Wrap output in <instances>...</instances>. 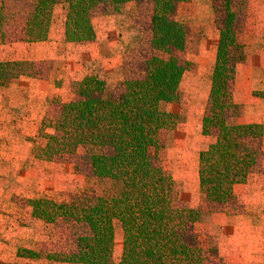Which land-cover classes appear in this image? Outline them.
<instances>
[{
  "label": "trees",
  "instance_id": "16d2710c",
  "mask_svg": "<svg viewBox=\"0 0 264 264\" xmlns=\"http://www.w3.org/2000/svg\"><path fill=\"white\" fill-rule=\"evenodd\" d=\"M0 0V37L6 34L8 13ZM68 12L64 40L68 43L95 39L94 13L101 6L111 13L127 2L143 0H65ZM151 50L139 64V74L109 88L97 75H87L84 99L60 104L42 118L31 157L53 162L74 155L79 146L93 148L89 164L93 177L107 185L100 195L84 190L70 201L57 203L40 196L28 200L32 216L46 225L63 224L72 231L69 252L17 248L16 258L45 259L67 264H109L114 244L113 222L122 230L118 264H230L215 247L203 248L195 226L207 214L226 210L233 187L245 183L263 157V129L256 124H239L241 108L227 98L234 81L236 61L232 56L244 14L241 0H212L219 45L213 68L209 112L201 120V132L214 141L199 153V193L196 208L179 197L169 174L156 163L155 152L162 138L176 129L180 117L162 111V103L179 99L178 89L186 66L176 52L185 49L187 30L173 15L177 5L190 0H152ZM57 0H34L31 18L25 22V42L48 38ZM240 25V27H239ZM157 54H155V53ZM32 62H0V86L20 76L33 77ZM54 118L51 119V117ZM53 125L51 131L48 127Z\"/></svg>",
  "mask_w": 264,
  "mask_h": 264
},
{
  "label": "crops",
  "instance_id": "0c3cea01",
  "mask_svg": "<svg viewBox=\"0 0 264 264\" xmlns=\"http://www.w3.org/2000/svg\"><path fill=\"white\" fill-rule=\"evenodd\" d=\"M242 2L245 46L243 58L236 61L227 101L241 108L236 123L260 125L264 134V0ZM197 3L205 5L206 11L197 16L203 28L192 57L196 69L193 77L196 87L190 90L193 108H189L179 139L170 147L185 172L182 177L193 180L187 195L189 204L186 203L190 208H196L201 199L199 153L212 143L201 132V120L210 96L219 45V30L210 1L197 0ZM131 4L134 3L125 6ZM119 19L100 18L94 26L95 40L83 46H73L64 40V35L55 37L51 32L42 42L0 44V62H32L36 68L33 77L22 75L0 86V264H13L16 248L12 245L34 227L44 226L32 216L30 205L25 203L23 208L16 205L17 199L27 201L37 197L38 190L31 183H41L44 166L32 159L31 150L34 144L41 143L36 139L41 120L53 101L67 103L73 99L74 86L86 89L82 81L95 69L94 62L99 64L97 75L102 80L110 69L114 71L122 65L128 46L121 43L112 46L108 39L112 23L120 27ZM42 64L45 72L39 73ZM172 159L174 156L168 157L167 162ZM256 167L245 183L233 187L231 202L237 210L212 214L204 231L212 236L219 254L232 264H264V135L263 157Z\"/></svg>",
  "mask_w": 264,
  "mask_h": 264
},
{
  "label": "rangeland",
  "instance_id": "374dc122",
  "mask_svg": "<svg viewBox=\"0 0 264 264\" xmlns=\"http://www.w3.org/2000/svg\"><path fill=\"white\" fill-rule=\"evenodd\" d=\"M209 1L210 5H212V0ZM33 2L34 0H8L5 2L6 13H8L9 20L6 25L7 28L5 36L3 38L0 37V44H3L5 41L8 43L25 41L24 25L25 22L31 18ZM152 2V0H143L139 3L127 2L123 5L121 11L118 13H111L108 8L101 6L99 10L94 13V16L92 18L93 28L100 20V18H110L111 20L112 18L116 19L117 17H120V27L118 28L116 22H113L111 25V29L109 30L108 39L112 46H116L117 43L125 44V46H128L124 52L125 59L122 62V65L119 68H115L114 71L110 69V72L105 75L104 81L106 82L108 87L112 88L113 90H115L118 82L126 79H133L134 77H136L139 74V64H141V62L149 57V55H151L153 52L151 50L150 43L152 36L150 27V19L153 7ZM128 3L134 4L125 6ZM238 7L244 14L242 0L240 1ZM211 9L213 11V8ZM205 11V5H203L202 3H197V0H190L186 3L178 4L177 9L173 15V18L176 21L182 23L187 30L185 49L181 52H176L175 54L178 57L181 65L186 66V71L184 72L179 85L178 101L174 103H162L160 108L162 111L178 115L180 117V122L178 123L174 131L170 132L168 135L162 138L163 146L155 152L156 163L160 165L164 172L169 174L170 177L172 176L171 178L175 183L176 189L178 190L180 200L185 205L186 203H188L187 195L190 192L189 188L193 185V180L190 179V181H188L182 177L181 174L185 172L183 171L178 158H176V155H174L173 152H170V147L174 145L176 141L175 139H177L178 135L182 132V125L186 122L189 108H193L192 106L190 107V90L196 87V83L193 78L194 74L196 73V69L192 57L196 52V45L200 40L203 28V24L197 19V16L200 13H204ZM67 12L68 3L65 0H57V3L55 4L53 9L51 25L48 34H50L51 32V35L55 37L64 35ZM119 30L122 31V34H118ZM242 30L243 27H241L239 30L236 46L232 50L231 58L234 61H238L239 59L243 58L245 36ZM93 41L71 44H73V46H83L82 44L85 45L86 43H92ZM63 45L65 46L64 43ZM58 46H60V44H58ZM93 65L95 66V69H92V73H90V75H97V73L100 71L98 69L99 64L97 62H94ZM40 72H45V66L43 64L40 65L39 73ZM72 90L74 91L75 95L73 96V99L71 101L84 99L88 94L87 87L85 89L82 86H74ZM60 104H63V102L53 101L50 104L49 108V111H51L50 114L52 113V111H56ZM208 112L209 102H206L204 108V116L207 115ZM50 117L51 119L54 118V116L53 118L52 116ZM52 126L53 125L50 124V126L48 127V131L52 130ZM36 139H39V142H41L38 143V145H43L45 143V140L40 137L38 138L36 136ZM206 140L213 142V135L206 136ZM206 143L207 141L204 144ZM35 145L36 144H34L33 147ZM92 151L93 148L91 147L79 146L77 152L74 155L67 156L63 159H58L53 162L37 161L41 162L44 168L40 175L41 183H36V185L34 184V182L31 183V187L35 188V190H38L37 197L32 200H35L42 196L47 200H52L57 203H64L70 201L72 196L82 194L84 190H92V194L100 195L105 189L107 182L105 180L97 179L92 175L89 164V156ZM170 156H174V159H172V162L168 163V157L170 158ZM259 165H261V163H259ZM257 169L258 168L256 167L255 171ZM28 200L20 201L19 199H17L16 205L23 208L25 206V203L28 204ZM201 201L202 197L196 207L200 205ZM226 210L228 211V213H230L232 211H236L237 208L234 207L233 202H230ZM212 214L214 213L207 214L205 218L195 226L196 233L203 248L205 249L214 247V240L212 236L204 234V231L206 230V224ZM113 228L114 244L111 250L109 264H118L121 258L123 236L118 221L113 222ZM72 240V231L69 227L64 225V223L55 225H46L44 223V226L42 228L34 227L28 235H22L21 239L15 245H12V247L16 248V252L17 248L20 247L37 251L43 256V254L48 252H69L72 247ZM13 264L67 263L50 262L46 261L43 258L35 260H24L16 258L15 260H13Z\"/></svg>",
  "mask_w": 264,
  "mask_h": 264
}]
</instances>
